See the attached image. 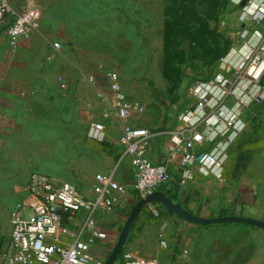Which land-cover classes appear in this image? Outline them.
<instances>
[{
    "label": "crops",
    "instance_id": "0c3cea01",
    "mask_svg": "<svg viewBox=\"0 0 264 264\" xmlns=\"http://www.w3.org/2000/svg\"><path fill=\"white\" fill-rule=\"evenodd\" d=\"M90 2L95 5L94 11L85 16L79 14L80 9H77V17L67 13L62 20L48 19L44 15L41 29L28 40L12 43L7 37L5 24L0 23V237H4L0 240L5 239V243L9 241L13 212L27 199L28 183L34 173L46 174L56 183H63L54 172H51L52 176L33 172V165L36 164V161H33L35 158L33 150L47 152L50 150L56 152L57 156L58 151L66 153L65 150L71 148L84 149L87 137L82 118L88 110L91 125L93 123L101 125L102 139L107 138L118 149L116 153L108 156V163L98 171L86 173L83 177L84 191L78 188L85 197L94 198L96 176L99 174H113L118 183L127 186V193L121 196L111 212L101 211L100 225L106 239L96 243L93 251L97 258L105 261L138 201L130 161L125 159L121 162L124 154L120 143L122 124L117 136L109 133L115 126L113 125L115 120L119 122L120 120L114 106L115 95L110 90L106 78L111 71L121 73L126 61L140 56H136L133 48L136 44L134 40L137 39L141 44L143 42L139 25L145 17L151 15V5H159L160 0H90ZM71 3L75 5L74 2ZM76 3L79 6L85 3V0H78ZM55 43H61L60 51L54 50ZM115 46L124 48L113 49ZM140 68L144 67L138 65L136 69ZM121 77L124 93L134 97L126 93L125 80L123 76ZM87 91L92 95L88 100ZM190 100L192 102L189 106L179 113L191 107L194 101L192 98ZM179 113L164 130L157 131L175 133L184 130V126L177 121ZM130 123L134 126L136 120L133 119ZM262 125L263 127L258 125L257 129L250 125L244 131L239 141L229 151L222 177L202 174L196 166L195 180L179 187L178 201L195 215L204 218L224 216L222 213L226 212L227 215H242L264 220V124ZM185 133L188 136L186 130ZM55 135L59 136L54 138ZM171 139L172 136L167 134L155 140L151 151L155 163L167 160ZM240 145L241 150L249 154L251 161L236 182L233 180V170L240 155L238 152ZM260 146L263 149H260ZM235 149L237 156L229 168ZM252 150L254 151L251 152ZM42 156L49 158L47 154ZM116 158L119 160L118 166L113 167ZM121 166L125 170L119 168ZM172 172L178 180L184 174L178 163L172 165ZM161 207L154 205L144 209L136 221L126 249L137 259H151L148 255L140 254L143 250L152 251L149 248V241L152 238L156 249L162 252L175 246L172 252H175L176 260L187 253L185 259L194 261L193 255L199 250L200 255H204L205 264L212 261L213 264H220L219 255L214 258L215 255L210 254L208 246L197 245V236L194 232L213 234L225 231L228 234L226 233L225 241L221 243L224 246L236 245V240L226 239L229 233L256 235L254 228L239 225L195 226L180 220ZM155 209L161 211L158 219L153 215ZM85 214V211H82L69 220L72 214L63 213L64 222L73 230H78ZM164 220L178 228L179 242L173 244L172 248V236L166 233L167 226L163 228L167 229L164 234L166 241L170 242L169 247L167 242L166 246H163L162 241L160 247L157 237L151 236L150 223ZM255 243L254 240L253 254L234 253L229 256L228 262L264 264L261 246Z\"/></svg>",
    "mask_w": 264,
    "mask_h": 264
},
{
    "label": "built area",
    "instance_id": "2783aa9c",
    "mask_svg": "<svg viewBox=\"0 0 264 264\" xmlns=\"http://www.w3.org/2000/svg\"><path fill=\"white\" fill-rule=\"evenodd\" d=\"M241 2L245 5L236 25L229 27L222 21L223 29L234 40L227 55L217 62V72L210 80L196 81L189 88L194 102L177 116L184 130L151 132L132 126L130 122L145 114L146 109L137 98L124 93L122 77L117 72L107 76L123 126L121 162L130 161L139 198L193 182L196 166L202 174L222 177L229 151L251 124V108L264 104V0ZM42 21L40 9L16 11L0 1V23L5 24L12 43L31 39L41 29ZM53 48L60 51L62 45L55 43ZM92 128L93 139L99 140L103 127L93 123ZM167 134L172 136L167 160L155 163L151 157L155 140ZM175 163L184 170L179 180L172 172ZM27 191V199L13 212L10 239L0 249V264H105L93 251L96 243L106 239L100 225L101 211L111 212L127 193V186L118 183L113 174H99L95 197L89 199L71 183H56L46 174L34 173ZM26 209L34 211L27 221L22 218ZM82 211L86 214L78 230L65 224L63 213L70 212L72 220ZM154 214L159 216L158 212ZM119 262L160 264L158 258L137 259L127 249Z\"/></svg>",
    "mask_w": 264,
    "mask_h": 264
},
{
    "label": "rangeland",
    "instance_id": "374dc122",
    "mask_svg": "<svg viewBox=\"0 0 264 264\" xmlns=\"http://www.w3.org/2000/svg\"><path fill=\"white\" fill-rule=\"evenodd\" d=\"M0 1L3 5H7L16 11L40 9L43 12V20L45 16L52 20H62L67 13L77 17V9H80L79 14L81 16H85L89 12H93L95 7L90 0H85V3L79 6L76 3L78 0ZM71 2H74L75 5H72ZM241 4V0H160L159 5H151V15L145 17L139 25L143 42L141 44L137 39L134 40L136 41L133 47L134 53H137L136 56H140L131 59L129 62L126 61L121 73L118 72L124 77L126 93L137 98L146 109L145 114L136 117L134 127L148 129L151 132L163 130L170 121H173V117H176L180 111L189 106L192 102L190 100V86L196 81L208 79L217 72L216 61L226 52L230 42L234 40L228 35L229 32L223 29L222 21H226L229 27L236 25L238 16L242 11ZM112 48L124 47L115 46ZM138 65L144 68L136 69ZM114 72L111 71L108 74ZM91 96V93L87 91V100ZM250 111L249 116L254 117L256 115L255 107H252ZM84 116L82 121L85 122L86 127V147L82 150L71 148L65 150L66 153L58 151L57 156L56 152L53 153L50 150L47 152L35 149L33 150V157H35L33 161L35 160L36 164L33 165V172L47 173L51 176V172H54L60 177L61 182L69 181L84 191L85 181L83 177L86 176V173L98 171L99 168L108 163V156L116 153L118 149L107 138L102 139V136L99 140H94L88 110ZM257 123L258 121H255L252 127H255ZM121 124L116 119L113 123L115 126L109 130L110 135L117 136ZM262 124H264L263 121L259 123L263 127ZM58 136L55 135L54 138ZM46 154L49 155V158L42 156ZM236 156L237 149L232 152L229 168ZM118 162L119 160L116 158L113 167L118 166ZM122 167L119 168L125 170ZM246 177L249 178V175ZM154 212H158L159 215L153 214L154 218H160V209H155ZM33 216L34 211L32 209H26L22 212V218L26 221ZM150 225L152 228L151 236L157 237L160 247L162 236L165 242L168 241H166L164 234L167 229H164L163 226L168 227L166 233L172 236L171 248L173 244L179 242H177L178 228L170 224L168 220L153 222ZM253 231L256 235L237 233L235 236L233 233H229V237L226 239L236 240L234 246L221 244L225 241L224 236L227 233L225 231L213 234L194 232V235L197 236V245L208 246L210 254L215 255L214 258L219 255L220 264H237L235 261L233 263L228 262L229 256L234 253L253 254L254 240L258 243L257 245L261 246L260 252L264 255V231L255 228ZM0 238L4 237L1 236ZM167 245L169 247L170 242H167ZM149 248L152 251L143 250L140 255L158 258L160 264H205L204 255H200L199 250L193 255L194 261H188L184 257L188 255L187 253L176 260L175 252H172L175 246L172 249L168 248L166 252L157 250L152 238L149 241ZM209 264H213V261Z\"/></svg>",
    "mask_w": 264,
    "mask_h": 264
},
{
    "label": "water",
    "instance_id": "95a60500",
    "mask_svg": "<svg viewBox=\"0 0 264 264\" xmlns=\"http://www.w3.org/2000/svg\"><path fill=\"white\" fill-rule=\"evenodd\" d=\"M245 2L241 4L244 6ZM154 205L163 206L167 212L175 215L180 220L201 227L215 225H239L264 231V220L255 219L242 215H224L212 218H204L195 215L189 209L185 208L181 202L173 200L164 191H156L146 197L140 198L130 212L127 222L124 225L120 237L106 258L105 264H118L129 242L131 233L135 227L136 221L142 211Z\"/></svg>",
    "mask_w": 264,
    "mask_h": 264
},
{
    "label": "trees",
    "instance_id": "16d2710c",
    "mask_svg": "<svg viewBox=\"0 0 264 264\" xmlns=\"http://www.w3.org/2000/svg\"><path fill=\"white\" fill-rule=\"evenodd\" d=\"M230 47H231V42H230L226 52L223 55H221L216 62H218L221 58H223L225 55H227V53L230 50ZM211 78H212V76L208 77V79H205L203 81L210 80ZM263 108H264V104L256 105V107H255L256 115L254 117H250V121H251L250 125H254L255 121H258L257 125L255 126V129H257L259 123H261L263 121V119H262V110H263ZM155 132H158V131H155ZM239 147H240L239 148L240 149L239 150V152H240L239 154L240 155L237 158V161H236V164H235V167H234V170H233V180L236 181V182L239 181L240 176L246 171V169H247V167H248V165H249V163L251 161V158H250L249 154L241 150L242 145H240ZM164 192L169 197H171L173 200L178 201V196H177L178 195L177 194L178 189H176V190H168V191L164 190ZM139 199L140 198L138 197V200ZM178 202H180V201H178ZM161 208L164 211H167L163 206ZM222 215H227V213L223 212ZM160 216H161V214H160ZM130 238H131V236H130ZM130 238H129V241H130ZM5 241H6L5 239L0 240V249L6 244Z\"/></svg>",
    "mask_w": 264,
    "mask_h": 264
}]
</instances>
